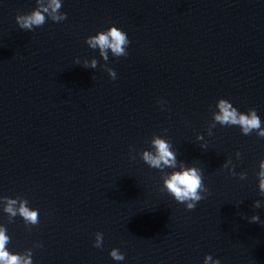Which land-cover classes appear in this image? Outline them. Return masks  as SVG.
I'll list each match as a JSON object with an SVG mask.
<instances>
[{
    "label": "clouds",
    "instance_id": "9594fccd",
    "mask_svg": "<svg viewBox=\"0 0 264 264\" xmlns=\"http://www.w3.org/2000/svg\"><path fill=\"white\" fill-rule=\"evenodd\" d=\"M37 7L26 15H17L16 23L22 30L32 31L34 28L41 27L46 23V18L53 22H62L67 19L66 13H61L62 7L61 0H49L47 7H43L41 0H36ZM85 43L93 50L98 49L100 57L104 61H108L109 51L114 57H126L128 55L126 49L129 46V38L126 33L117 27H110L106 31L98 32L94 36H90L85 40ZM76 64L80 60L75 61ZM97 60L92 59L90 62L85 60L84 67L97 68ZM109 77L113 80L116 79V72L112 68L104 66ZM216 108L218 112L214 113L213 119L216 123L223 126H239L243 135H250L256 131L260 138H264V128L261 127V120L257 115L255 109H250L247 114L240 113L233 105L225 99H220ZM214 123L212 127H215ZM166 131V130H165ZM211 134V133H210ZM200 137L198 136L197 139ZM171 145L160 137H154L151 141V149L143 151L140 156L144 163L150 168L164 171L165 168L173 169L171 173H167L164 178L163 184L167 193L174 198L177 203L185 205L186 210H194L197 203L205 199L208 194V189L203 182L201 169L197 167H186L183 164L177 165L176 154L170 150ZM239 155V153H237ZM135 157H132L134 159ZM229 160L223 167L228 168ZM179 168L177 171L176 169ZM234 168V167H233ZM231 175L235 176L236 173L229 171ZM246 174L241 173L240 179H244ZM259 189L264 193V160L259 163ZM203 194V195H202ZM0 200L6 201L4 211L9 217H16L19 215L23 218L26 226H36L39 224L38 210L30 209L26 199H10L7 197H0ZM19 204V207H17ZM253 207L260 208V201L254 202ZM259 216L253 215L249 219L250 223H258ZM10 223L12 220L9 221ZM10 242V238L6 235V229L0 228V264H32V251L27 250L25 255L12 254L6 249V245ZM103 244V234L97 232L95 234L94 247L101 248ZM42 247V245H35ZM110 257L115 261H123L124 255L119 252V249H112L109 253ZM220 264L219 260H214L208 255L204 258V264Z\"/></svg>",
    "mask_w": 264,
    "mask_h": 264
}]
</instances>
